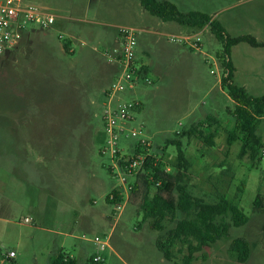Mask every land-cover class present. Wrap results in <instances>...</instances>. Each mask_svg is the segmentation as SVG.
Here are the masks:
<instances>
[{
  "label": "rangeland",
  "instance_id": "1",
  "mask_svg": "<svg viewBox=\"0 0 264 264\" xmlns=\"http://www.w3.org/2000/svg\"><path fill=\"white\" fill-rule=\"evenodd\" d=\"M44 1L58 16L56 25L48 30L30 25L19 47L0 59V128H19L15 131L17 139L30 142L31 154L42 156L47 218L42 219L41 212L19 210L11 224L0 223V264H51L60 253L71 264H92L97 256L104 259L102 264H122L118 255L109 248L100 250L94 241L97 235L105 239L111 225L84 227L79 215L82 201H75L84 198L91 213L113 211V220L118 218L107 197L120 181L110 171V155L101 150L106 139L103 91L116 76V67L104 53L115 44L119 26L144 31L139 35L138 59L148 65L153 81L123 96L143 104L132 126H143L156 150L163 153L166 167L172 168L177 157V147L171 142L180 139L191 163L186 180L193 194L208 202L225 197L249 218L247 225L232 227L227 237L198 254L193 264H241L230 249L237 238H245L250 244L251 257L245 264H264V216L254 211L257 194L264 193V119L257 128L262 138V161L255 165L248 155L240 158L241 142L227 147L228 132L236 124L232 115L235 103L222 87L223 45L210 27L193 30L163 22L136 0ZM176 5L184 13L199 11L214 17L232 37L252 35L264 42V0H180ZM192 33H201L203 51L209 57L188 45L172 44L167 38ZM61 35L64 39L59 38ZM64 40H71L67 49ZM232 56L238 69L235 82L252 96H264V48L241 43L233 48ZM213 58L220 76L211 74L209 62ZM209 115L220 123L212 127L219 128L214 147L207 146L203 136ZM194 128L199 131L191 137L182 136ZM136 143L122 137L119 148L128 151ZM128 181L136 184L139 179ZM49 190L86 191L84 197L63 195L60 203ZM144 192L141 185L139 192L131 194L119 215L116 235L135 253L136 264H173L164 260L157 242H165L174 225L166 222L162 231L151 227V220L141 209ZM155 192L151 188L149 196ZM25 198L33 197L28 194ZM60 214L62 221L55 218ZM26 216L31 218L30 224L24 222ZM11 250L16 252L14 259L6 256ZM173 251L176 260L182 262L177 246Z\"/></svg>",
  "mask_w": 264,
  "mask_h": 264
},
{
  "label": "trees",
  "instance_id": "2",
  "mask_svg": "<svg viewBox=\"0 0 264 264\" xmlns=\"http://www.w3.org/2000/svg\"><path fill=\"white\" fill-rule=\"evenodd\" d=\"M152 16L163 22H175L181 26L193 30H201L210 27L216 39L223 45L220 54L223 59V67L226 75L222 78V87L235 103L233 118L235 129L228 132L227 147L230 149L235 142H241L239 156H249L253 164H259L262 159L260 150L262 138L257 134L259 121L264 119V96L255 97L246 89L235 82L236 69L230 60L232 50L241 43H247L253 48H264V42L258 41L252 35L232 37L219 20L212 19L210 15L192 11L182 12L178 6L168 0H136ZM68 48V44H65ZM229 58L227 62L226 59ZM149 72V70H147ZM213 124L219 125L218 119L208 116V124L203 125L205 131L204 142L207 146H215V138L219 135V128L212 130ZM199 130L195 128L189 132H183L182 136L191 137ZM171 144L177 147V157L173 165V173H166L159 167L153 168L150 180L146 176L138 177L134 192H139L141 185L145 187L141 209L144 217L151 220L150 225L155 230H164L166 222L174 227L168 232L166 241L159 239L158 250L165 260L173 264H193L197 255L203 253L206 248L215 245L229 235L232 227H242L248 224L249 218L233 201L220 197L217 201L208 202L193 194L187 183V174L191 163L186 155L180 139H175ZM160 183V184H158ZM155 188V194L150 197L149 190ZM254 211L264 216V193L259 192L254 200ZM264 233V224L262 226ZM178 247V253L183 255L182 262L176 260L173 251ZM237 261L245 264L250 260L251 248L245 238H237L230 245ZM92 264H102L91 260ZM51 264H71L60 253ZM74 264V263H72Z\"/></svg>",
  "mask_w": 264,
  "mask_h": 264
},
{
  "label": "built area",
  "instance_id": "3",
  "mask_svg": "<svg viewBox=\"0 0 264 264\" xmlns=\"http://www.w3.org/2000/svg\"><path fill=\"white\" fill-rule=\"evenodd\" d=\"M57 18L44 0H0V59L18 48L30 25L48 30L56 25ZM143 32L132 26L117 27L115 44L104 53L108 62L116 67V76L109 88L103 91L106 102L102 105V118L106 139L101 153L110 155L112 160L110 171L120 181V185L107 197L108 204L114 206L117 216L124 211L135 189V182H129L128 178L146 176L152 180L150 174L153 168L159 167L166 173H172L173 170L163 165V153L156 150L154 142L146 135L143 126L139 128L132 126L136 119L135 114L143 106L142 102L123 98L125 94L135 92L141 85L153 84L147 72L148 65L138 59L139 35ZM200 34L167 35V38L172 44L188 45L190 49L207 57L203 51L205 40ZM59 38L64 39L62 35ZM64 41L65 44L71 42ZM70 51L75 52L72 44ZM213 59V62H209L211 74L220 76L218 63L215 58ZM226 61L228 62L229 58ZM222 70L225 76V68ZM122 137L127 140L135 139L137 143L129 146L128 151H124L119 148ZM31 221L30 218L24 219L26 224H30ZM94 241L100 250H105L109 246L108 236L103 239L97 235ZM6 256L14 259L16 252L11 250ZM94 261L103 262V259L97 256Z\"/></svg>",
  "mask_w": 264,
  "mask_h": 264
},
{
  "label": "crops",
  "instance_id": "4",
  "mask_svg": "<svg viewBox=\"0 0 264 264\" xmlns=\"http://www.w3.org/2000/svg\"><path fill=\"white\" fill-rule=\"evenodd\" d=\"M171 2H176L178 4L180 0ZM211 18L214 19L212 16ZM229 58L236 69V74L238 69L234 64L232 53ZM24 127H20L22 132H24ZM18 129L12 126L0 128V223L6 224H11V218H13L15 213L19 210L41 212L39 214L42 219L47 218L48 193L46 188L47 177L45 166L43 165L44 161L41 160V155L35 156L31 154V150H29L30 142H21L17 139L15 131L19 132ZM18 147H22L24 150L21 151ZM84 191L86 190H49L51 196H55V198L58 199L56 202L59 201L60 203L63 195H80L84 197ZM28 194L33 198L26 199L25 197ZM75 201H77L76 203L82 201L80 205L82 204L83 208L81 212H79L82 225L84 227L99 224L106 226L111 225L109 233L105 234V236L109 238V246L107 248H109L114 255H118V259L122 264H136L138 258L135 253L116 235V228L120 216L114 221L115 215L113 211L112 214H108L105 211H95L91 213L92 208L86 207L84 198H78ZM57 208L58 207L55 205L54 210L56 211ZM58 210H62V207L59 206ZM25 218L29 217L26 216L24 219ZM55 218L62 221L61 214ZM112 222L113 224H111Z\"/></svg>",
  "mask_w": 264,
  "mask_h": 264
}]
</instances>
